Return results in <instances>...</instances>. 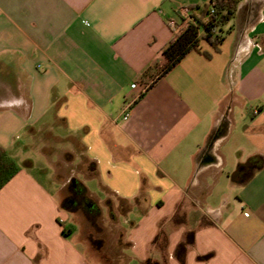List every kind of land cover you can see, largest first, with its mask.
I'll list each match as a JSON object with an SVG mask.
<instances>
[{
    "label": "crops",
    "instance_id": "crops-1",
    "mask_svg": "<svg viewBox=\"0 0 264 264\" xmlns=\"http://www.w3.org/2000/svg\"><path fill=\"white\" fill-rule=\"evenodd\" d=\"M206 2L0 0V146L21 165L0 188V264H107L60 207L63 155L120 227L121 264H264V0L162 74L168 18Z\"/></svg>",
    "mask_w": 264,
    "mask_h": 264
},
{
    "label": "trees",
    "instance_id": "trees-1",
    "mask_svg": "<svg viewBox=\"0 0 264 264\" xmlns=\"http://www.w3.org/2000/svg\"><path fill=\"white\" fill-rule=\"evenodd\" d=\"M240 1L208 0L203 5L188 6L191 10L192 20L163 48L162 52L167 58V63L163 67L162 74L168 72L190 50L198 49L200 39L208 41L218 49V44L223 37L217 32V29L233 18ZM211 9H213V12H211ZM206 55L209 56L208 53ZM262 164L263 158L261 155L251 156L246 161L238 164L236 170L230 173V178L235 182H244L253 170L259 168ZM20 169L21 165L0 146V188ZM69 192H71L69 197H65L64 201L60 203L62 209L72 211L77 206H83L88 217L98 215V206L88 196V191L80 180L74 178L71 180ZM63 232L65 233L64 230ZM198 257L204 258L206 255Z\"/></svg>",
    "mask_w": 264,
    "mask_h": 264
},
{
    "label": "rangeland",
    "instance_id": "rangeland-1",
    "mask_svg": "<svg viewBox=\"0 0 264 264\" xmlns=\"http://www.w3.org/2000/svg\"><path fill=\"white\" fill-rule=\"evenodd\" d=\"M56 144L57 143H55V145ZM38 146L39 144H35L32 147V154L39 158L40 161L50 163L52 165L51 169L53 170L54 164L52 162L55 160V155L46 152L47 150L45 148L38 149ZM55 169L56 177L63 180V186L60 191V203H62L65 197H69V194L71 193L69 192L71 180L73 178L79 180V164H73L72 159H68V157L63 155L59 156L55 162ZM68 212H72L80 236L83 239H90L94 245L97 246V251L91 250L90 255L92 257L103 258L107 261V264H121V256L120 253L117 252L119 251V248L116 247L120 227L117 224L112 223L108 215L107 217H104L99 208L98 215L90 218L85 213L83 206H77L75 207V210Z\"/></svg>",
    "mask_w": 264,
    "mask_h": 264
},
{
    "label": "built area",
    "instance_id": "built-area-1",
    "mask_svg": "<svg viewBox=\"0 0 264 264\" xmlns=\"http://www.w3.org/2000/svg\"><path fill=\"white\" fill-rule=\"evenodd\" d=\"M213 12V9H211ZM191 10L186 5L178 6L176 10V17L168 18L167 25L170 27L173 37L178 35L188 24L189 21L192 20L190 16Z\"/></svg>",
    "mask_w": 264,
    "mask_h": 264
}]
</instances>
